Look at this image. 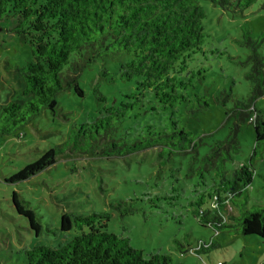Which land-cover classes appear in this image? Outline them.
<instances>
[{"label": "trees", "instance_id": "16d2710c", "mask_svg": "<svg viewBox=\"0 0 264 264\" xmlns=\"http://www.w3.org/2000/svg\"><path fill=\"white\" fill-rule=\"evenodd\" d=\"M201 1L220 9L246 10L259 0H0V20L13 21L9 32L31 51V60L15 70L20 77V99L0 106V137L9 136L28 125L43 109L56 110L60 93L72 91L82 97L78 76L98 59L122 57L118 79L134 82V91L119 107L104 108L91 123L73 125L66 139L55 149L45 151L5 181L24 182L54 165L64 153L95 159H123L130 155L156 151L160 165L173 155H198L196 137L174 118L169 123L144 122L127 140V132L116 136L121 123L141 113L170 112L176 105L189 102L187 91L205 80V69L196 58L206 35ZM251 60L247 78L251 84L249 104L234 111L238 122L250 119L254 131L251 155L230 176L226 163L239 152L238 122L221 141H215L200 159L198 175L210 174L211 185L190 204L193 217L203 227L229 235L256 236L264 239V208L246 210V191L251 183L254 160L264 144V118L252 101L264 96V55L257 50L264 43V32L256 39L242 28V41ZM196 100L199 98L193 93ZM206 105V103L204 102ZM249 113L252 115L249 117ZM74 171H72L73 173ZM208 208L203 210V198ZM11 205L26 219L28 229L38 236L41 225L32 209L12 193ZM234 208L236 214L230 212ZM122 218L135 212L133 201L113 205ZM108 214L66 212L60 216L59 231L74 236L54 248L34 246L23 252L25 264H170L163 255L144 257L131 248L128 240L106 232ZM199 243L196 254L208 251ZM222 264L216 261L215 264Z\"/></svg>", "mask_w": 264, "mask_h": 264}, {"label": "rangeland", "instance_id": "374dc122", "mask_svg": "<svg viewBox=\"0 0 264 264\" xmlns=\"http://www.w3.org/2000/svg\"><path fill=\"white\" fill-rule=\"evenodd\" d=\"M199 4L205 13L202 25L206 38L204 54L197 56L195 64L205 69V80L187 91L188 103L176 105L171 112L141 113L136 118L131 114L116 133L127 132L131 142L144 122L169 123L173 117L196 137L198 155H173L160 165L154 150L109 160L64 153L56 157L54 165L28 180L6 182L26 164L61 144L73 125L91 123L104 108L119 107L127 101L125 96L134 91V82L118 79L119 62L125 57L96 60L78 76L81 98L72 91L60 93L55 113L43 109L21 130L0 137V264H25V250L34 246L54 248L71 239L72 231H59L60 216L66 212L106 213L107 233L127 239L129 246L144 257L168 256L170 264H264V239L216 234L198 223L192 215L196 207L190 204L211 185L206 173L205 186L201 185L197 172L200 159L238 122L234 111L250 102L247 74L252 63L248 50L238 42L242 41L243 27L251 39L264 32V0L242 11L223 10L206 1ZM12 22L0 20V106L20 99V77L15 70L31 60L30 47L9 32ZM257 54L264 55V43ZM251 105L264 118V96ZM237 124L239 152L226 163L228 176L248 159L254 145L250 119L245 117ZM252 168L246 210L264 208V144ZM12 193L34 211L41 225L38 236L28 229L26 219L15 213ZM203 200L201 208L206 210L209 202L206 197ZM128 201H133L135 212L120 221L113 205ZM230 212L236 214L233 207ZM199 243H212V247L199 254L189 250Z\"/></svg>", "mask_w": 264, "mask_h": 264}, {"label": "built area", "instance_id": "2783aa9c", "mask_svg": "<svg viewBox=\"0 0 264 264\" xmlns=\"http://www.w3.org/2000/svg\"><path fill=\"white\" fill-rule=\"evenodd\" d=\"M217 264H219V263H217Z\"/></svg>", "mask_w": 264, "mask_h": 264}]
</instances>
